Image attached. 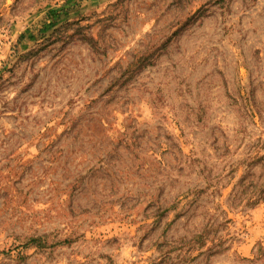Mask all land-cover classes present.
Masks as SVG:
<instances>
[{"label": "rangeland", "instance_id": "374dc122", "mask_svg": "<svg viewBox=\"0 0 264 264\" xmlns=\"http://www.w3.org/2000/svg\"><path fill=\"white\" fill-rule=\"evenodd\" d=\"M0 264H264V0H0Z\"/></svg>", "mask_w": 264, "mask_h": 264}]
</instances>
